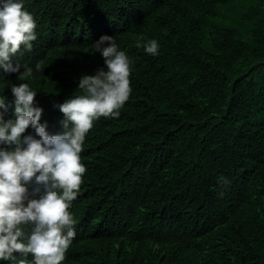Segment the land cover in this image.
Wrapping results in <instances>:
<instances>
[{
	"label": "trees",
	"instance_id": "obj_1",
	"mask_svg": "<svg viewBox=\"0 0 264 264\" xmlns=\"http://www.w3.org/2000/svg\"><path fill=\"white\" fill-rule=\"evenodd\" d=\"M25 6L38 39L19 60L41 70L0 82H30L50 132L62 131L54 105L103 66L90 52L101 35L131 59L120 116L86 136L62 264H264V0ZM150 39L156 56L144 51Z\"/></svg>",
	"mask_w": 264,
	"mask_h": 264
},
{
	"label": "clouds",
	"instance_id": "obj_2",
	"mask_svg": "<svg viewBox=\"0 0 264 264\" xmlns=\"http://www.w3.org/2000/svg\"><path fill=\"white\" fill-rule=\"evenodd\" d=\"M25 5L0 0V77L29 81L41 70L19 60L38 39ZM143 48L156 56L160 44L150 39ZM90 52L101 55L103 66L81 74L76 94L54 105L62 131L41 122L30 82H0V262L62 264L76 237L70 209L87 171L80 155L86 136L101 117L118 118L132 93L131 59L115 36L101 35Z\"/></svg>",
	"mask_w": 264,
	"mask_h": 264
}]
</instances>
